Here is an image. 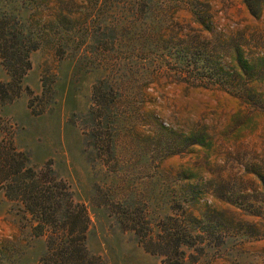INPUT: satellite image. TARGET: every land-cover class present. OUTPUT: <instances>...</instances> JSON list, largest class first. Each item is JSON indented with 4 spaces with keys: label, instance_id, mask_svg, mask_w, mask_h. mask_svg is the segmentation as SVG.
<instances>
[{
    "label": "rangeland",
    "instance_id": "obj_1",
    "mask_svg": "<svg viewBox=\"0 0 264 264\" xmlns=\"http://www.w3.org/2000/svg\"><path fill=\"white\" fill-rule=\"evenodd\" d=\"M258 3L0 0V27L37 44L0 141L86 211L87 264H264ZM34 225L0 189V264L59 263Z\"/></svg>",
    "mask_w": 264,
    "mask_h": 264
},
{
    "label": "trees",
    "instance_id": "obj_2",
    "mask_svg": "<svg viewBox=\"0 0 264 264\" xmlns=\"http://www.w3.org/2000/svg\"><path fill=\"white\" fill-rule=\"evenodd\" d=\"M245 5L251 15H257L254 7L259 9L258 0H245ZM0 36H3L0 39V61L9 76L8 83H0V104L8 105L20 97L21 80L30 69L28 53L36 49L37 44L16 36L4 27H0ZM28 108L31 110V103ZM0 189L9 201L19 203L31 217L35 223L32 229L36 236L47 237L49 250L54 247L53 250L58 253L57 264L89 263L84 247V234L89 225L86 211L75 206L66 184L58 180L49 167L40 170L31 167L28 155L5 141H0ZM58 220L63 223L61 232L57 231ZM72 221L82 225L78 240L68 230ZM174 233L166 235L170 239L177 238V241L179 237H191V234ZM146 238L148 242L153 240L152 234ZM151 253L160 252L153 250ZM163 256L167 261L173 260L168 254Z\"/></svg>",
    "mask_w": 264,
    "mask_h": 264
}]
</instances>
